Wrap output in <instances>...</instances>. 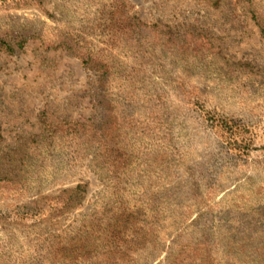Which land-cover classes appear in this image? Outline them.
<instances>
[{
  "label": "rangeland",
  "instance_id": "374dc122",
  "mask_svg": "<svg viewBox=\"0 0 264 264\" xmlns=\"http://www.w3.org/2000/svg\"><path fill=\"white\" fill-rule=\"evenodd\" d=\"M254 14L264 0H0V264H111L122 207L141 240L116 264L173 243L171 264H264Z\"/></svg>",
  "mask_w": 264,
  "mask_h": 264
},
{
  "label": "trees",
  "instance_id": "16d2710c",
  "mask_svg": "<svg viewBox=\"0 0 264 264\" xmlns=\"http://www.w3.org/2000/svg\"><path fill=\"white\" fill-rule=\"evenodd\" d=\"M253 18L258 24V27L260 28L261 33L264 35V26L260 25L259 20L260 17H257L255 14L253 15ZM97 73V72H96ZM105 74L103 75H96V81L98 84L103 86L104 80H105ZM85 194V187L77 186L74 189L65 190L62 192L61 196H64V207L66 210L70 211L78 207ZM131 223L130 215L127 213L125 209L119 208L118 213H114L111 217L108 218L107 223L104 227L105 234L107 236V239L104 240V250H107L111 256V260H106V263H115L116 261H124L126 257H132L133 250L137 248L138 245H140L141 238L135 237L132 238V240L127 241L125 238V234L128 230V224ZM144 240V238L142 237ZM126 245L128 248L123 249V245ZM174 243L172 244L173 247ZM169 248V251H166V255L164 257V264H171L173 261H175L178 257L184 258V250L183 247L179 248V245H176L175 248H178L179 250H175L173 248ZM197 251L194 250V252ZM176 252V253H175ZM196 253V252H195ZM104 254L103 256H105ZM198 257L199 260L204 262V264H208V253L204 250L199 252L198 251ZM107 258V257H106ZM109 259V258H108ZM179 263V262H178ZM180 264H182L180 262Z\"/></svg>",
  "mask_w": 264,
  "mask_h": 264
}]
</instances>
